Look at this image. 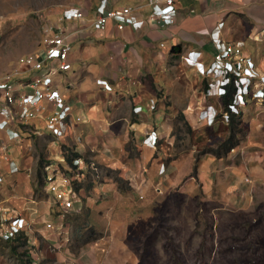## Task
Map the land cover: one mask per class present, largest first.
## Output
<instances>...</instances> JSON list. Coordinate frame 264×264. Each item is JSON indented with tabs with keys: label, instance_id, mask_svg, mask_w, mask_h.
Listing matches in <instances>:
<instances>
[{
	"label": "crops",
	"instance_id": "obj_1",
	"mask_svg": "<svg viewBox=\"0 0 264 264\" xmlns=\"http://www.w3.org/2000/svg\"><path fill=\"white\" fill-rule=\"evenodd\" d=\"M98 1L84 9V19L72 23L78 30L71 38L72 68L55 76L56 88L73 108L68 134L59 143L46 130L45 118L53 110L51 104H47V111L33 119V123L15 120L11 124V129L18 130L19 138H10L5 129H0V175L3 178L0 202L23 216L30 228L40 220L52 221L53 217L56 231L64 229L66 232L70 224L66 214L86 212L88 225L98 234L89 245L90 253L95 262L103 263L107 262V253H130L126 242L120 238L121 232L113 228L115 223H120L116 212L122 196L143 198L148 195L150 202H159L163 194L179 190L189 196L199 193L233 206H243L251 202L257 188L264 184V141L258 135L254 136V142L242 147L237 145L222 157L210 152L200 153L195 172L191 156L184 161L162 149V142L171 134L172 120L179 113L185 115L197 141L205 138L208 127L224 122L220 115L229 112L228 105L232 101L227 103L228 110L224 109L223 97L208 92L209 82L198 72L196 62L209 67L205 50L212 49L214 55L212 30L220 20L224 21L221 38L225 41L231 30L225 31V19L229 17L235 23L245 22L243 18L251 20L250 30L242 28L248 33L245 39L255 28L262 31L264 26L260 29L256 23H264V14H256L251 5L260 3L264 10V0H234L240 3L237 5L225 0H176L173 22L166 25L150 20L152 8L148 0H113L114 7H135L133 17L140 24L136 28L119 29L110 21L104 30L91 25ZM256 37L255 41L262 38ZM237 41L244 40L228 42ZM174 45L179 48L173 49ZM262 55L264 57V51ZM256 64L258 70L264 72V64ZM99 79L107 81L111 89L98 83ZM200 108H207V112L199 115L195 111ZM244 108H240V115L244 114ZM155 136L157 142L153 145L151 140ZM35 143L39 150L34 147ZM69 150L79 153L87 163L86 157H89L93 160L89 161L91 164L99 162L106 168L122 170L129 188L121 190L107 175L90 177L93 167L88 163L76 182L75 208L65 211L55 205L43 185L35 182L37 166L40 160L44 165L60 164ZM11 161L15 163L13 166H10ZM73 255L80 259L83 252Z\"/></svg>",
	"mask_w": 264,
	"mask_h": 264
},
{
	"label": "rangeland",
	"instance_id": "obj_2",
	"mask_svg": "<svg viewBox=\"0 0 264 264\" xmlns=\"http://www.w3.org/2000/svg\"><path fill=\"white\" fill-rule=\"evenodd\" d=\"M225 1L240 4L234 0ZM94 2L95 0H0V77L18 67V60L22 55L38 52L41 40L39 15L47 13L54 17L63 7L72 5L88 9ZM251 8L258 15L264 14L260 3H253ZM243 19V23H235L231 17L225 19V31L231 29L226 41L242 38L244 53L251 54L258 64L263 65V30L253 29L249 38L245 39L248 35L246 31L250 30L248 24L253 23L248 18ZM256 24L260 29L264 26L259 21ZM242 28L248 29L244 32ZM254 34L261 39L255 41ZM208 40L210 43V37ZM205 58L209 65L214 58L212 49L205 50ZM60 87L62 91L63 82ZM240 112L236 113L237 122L240 118L242 121L235 137L238 145L242 147L250 144V141L254 142L256 135L263 142L264 103L250 101L243 110L244 114L240 115ZM178 115L172 120L171 134L162 142V149L184 161L191 156L189 159L195 172L200 153L206 147L216 148L229 135L227 120L229 121L230 116L226 119L223 112L220 120L224 122L219 121L217 128L208 127L205 138L197 141L193 129L188 131ZM28 122L33 123L34 120ZM31 142L34 145L32 139ZM57 142L60 143V139ZM37 146L35 143L34 147ZM66 154L72 156V150ZM86 159L88 163L93 161L89 157ZM89 166L93 167L90 177L93 175L101 178L107 175L115 181L118 177H123L122 170L106 168L99 162L89 163ZM116 183L121 190L129 188L127 182ZM0 193L2 194L1 187ZM42 194L45 195L44 191ZM149 199L148 195L143 198L139 195L121 197L120 209L116 212V220L120 223H115L113 228L121 232L120 238L126 242L130 253H107V262H95L89 245L98 238V234L88 223L81 224L85 217L75 221V216L83 212H70L71 214L66 215L70 218L69 230L66 232L64 229H48L41 220L34 223L31 232L29 231L31 236L28 235L31 240L28 245L19 246L18 254L13 253L9 245L0 240V264H264V184L257 188L251 202L243 206H233L199 193L189 196L179 190L163 194L159 202H150ZM51 220L48 222L54 224L53 217ZM88 220L86 217L85 221ZM108 222L107 218V224ZM94 225L104 228L98 223ZM81 251L82 258L78 259L73 255ZM28 255L32 262H28Z\"/></svg>",
	"mask_w": 264,
	"mask_h": 264
},
{
	"label": "built area",
	"instance_id": "obj_3",
	"mask_svg": "<svg viewBox=\"0 0 264 264\" xmlns=\"http://www.w3.org/2000/svg\"><path fill=\"white\" fill-rule=\"evenodd\" d=\"M148 2L152 8L149 15L152 22L161 25L173 22L176 0H148ZM113 5V0L98 1L96 15L91 18V25L95 29L104 30L110 21L115 22L119 29L139 26L140 21L133 17L135 7ZM85 16L86 11L75 5L63 7L54 17L47 13L39 15L41 40L38 52L22 55L18 60V67L0 77V114L2 115L0 129H5L10 138L20 137L18 130L10 128L15 120L24 123L41 117L47 111V104H51L53 110L46 115V130L57 139L64 138L68 134L72 126L73 108L56 88L55 76L72 68L71 38L78 30L71 25L74 21H81ZM223 26L224 21L220 20L212 30L215 52L209 67L200 61L196 62V68L208 80L209 93L213 92L223 97L227 94V86H233V101L228 107L229 112L236 114L240 112L241 107H246L249 101L264 103V72L258 70L251 55L244 53L243 41L227 42L221 38ZM196 53L201 54V52ZM217 74H222L224 84L221 86H215L214 77ZM97 82L106 89H111L107 81L99 79ZM195 112L201 115L207 112V108H200ZM229 112H225L226 119L229 117ZM147 140L150 138L148 137ZM151 142L156 145V136ZM60 162L67 164L64 167L57 162L45 165L43 189L55 205L70 211L75 208V202L78 200L76 182L88 163L83 157H74L71 163L66 162L65 158L60 159ZM14 164L13 161L10 162V166ZM2 179L0 175V183ZM46 226L48 229L55 228V224L51 222H47ZM30 229L23 216L0 202L1 239L12 240L21 233L28 236Z\"/></svg>",
	"mask_w": 264,
	"mask_h": 264
},
{
	"label": "trees",
	"instance_id": "obj_4",
	"mask_svg": "<svg viewBox=\"0 0 264 264\" xmlns=\"http://www.w3.org/2000/svg\"><path fill=\"white\" fill-rule=\"evenodd\" d=\"M176 48H179V46L174 45L173 49H176ZM233 90H234V88H233L232 85L227 86V94L223 95L224 109L228 110V108H226L227 107V103L230 102V101H233V99H232L233 98ZM236 118L237 117H236L235 113L230 114V119H229V122H228V126L230 127L229 135L227 137H225V139L222 140L217 145L216 148L215 147H206V149L203 152H210V153L214 154L217 157H222V156H225L226 153L229 152L232 148H234V147H236L238 145V141L235 140L236 139L235 137H236L237 132L240 130L239 126L242 123V121H241V118H240L239 121L237 122ZM178 119L184 122V126L186 127V129L188 131H192V129H191L192 127L189 125V123L186 120V117H185V115L183 113H179ZM64 154L66 155L65 156V161L68 162V163H71L72 159L74 157H82L79 153L73 152V151H72V156L67 155L66 153H64ZM61 163H64V162H60V165L62 167H64L65 164L62 165ZM45 165H44L42 160H40V162L38 163L36 174H35V182H36V184L38 186H42L43 185V174H44V170H45ZM116 182H118V183L125 182V179L122 176H120V177H118L116 179ZM68 214L69 213H67L66 215H68ZM82 216L86 218V217H88V214L75 216L76 217V218L74 217L75 221H79L80 219H82L81 218ZM85 218H83L84 220L81 221V224L87 223L85 221ZM66 219L68 220L70 218L66 217ZM0 240L3 241L6 245H9L10 250L13 253H15V254H18L17 250H18L20 245H22V246L28 245V242L30 241L29 237L25 233H21L17 238L12 239V240H4V239H1V238H0ZM28 258H29L28 262H30V261L32 262V259L30 258L29 255H28Z\"/></svg>",
	"mask_w": 264,
	"mask_h": 264
},
{
	"label": "clouds",
	"instance_id": "obj_5",
	"mask_svg": "<svg viewBox=\"0 0 264 264\" xmlns=\"http://www.w3.org/2000/svg\"><path fill=\"white\" fill-rule=\"evenodd\" d=\"M215 77H216V81H217V86H221L224 84V82L222 81V74L221 75L217 74V75H215Z\"/></svg>",
	"mask_w": 264,
	"mask_h": 264
}]
</instances>
